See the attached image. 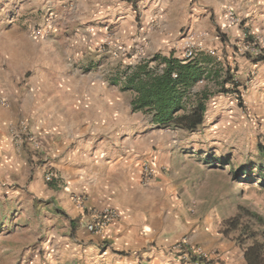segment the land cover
<instances>
[{"label":"crops","instance_id":"0c3cea01","mask_svg":"<svg viewBox=\"0 0 264 264\" xmlns=\"http://www.w3.org/2000/svg\"><path fill=\"white\" fill-rule=\"evenodd\" d=\"M75 2L60 10L59 1L0 0V99L7 101V106L0 104V194L48 200L49 217L63 226L66 264H181L183 255L174 247L182 241L193 246L203 228L212 234V224L223 220L219 211L226 201L214 197L203 171L171 169L178 156L171 149L176 141H155L156 167L142 183L145 148H138L127 131L155 126L132 110L135 92L123 89L126 77L119 84L110 79L117 74L116 62L124 69L131 65L127 57L117 56L121 42L108 39L93 54L91 37L66 36L85 31L75 22L114 18L115 0ZM193 5L187 21L199 36L222 26L226 12L233 11L242 24L224 28L225 38L243 41L247 32L264 42V0H197ZM124 9L127 19L118 32L126 46L133 31L131 8ZM64 10L77 13L52 25V14L61 19ZM178 20L172 25L180 26ZM37 21L44 37L33 35L31 26ZM154 42L148 39L150 55L162 50ZM20 121L37 137V146L12 142L11 128ZM47 166L54 174L49 183L44 181ZM72 194L84 195L91 208H114L119 217L91 233Z\"/></svg>","mask_w":264,"mask_h":264},{"label":"rangeland","instance_id":"374dc122","mask_svg":"<svg viewBox=\"0 0 264 264\" xmlns=\"http://www.w3.org/2000/svg\"><path fill=\"white\" fill-rule=\"evenodd\" d=\"M55 1L61 3L60 10L76 4L74 0ZM55 1L48 0V5H53ZM195 3L197 0H115L117 9L114 18L100 22L96 18L75 22V27L80 25L85 31L66 36L81 37L82 40L91 37L93 54L106 47L108 39L121 42L117 46V56L122 59L127 57L131 65L124 69L121 61L116 62L117 74L110 79L119 81L120 77H126L132 71L131 68L152 59L156 54L178 58L181 55L182 36L186 32L193 33L196 41H200L199 35L190 29L187 21V13ZM124 6L131 8L133 31L126 46L122 43L124 35L118 32L121 21L127 19ZM64 11L66 13L61 19L56 17V13L52 14L49 22L59 24L62 17L77 13L76 10ZM177 20L180 26L172 25ZM162 23L165 27L160 29ZM89 24L93 26L90 31L86 29ZM41 27L43 25L39 21L31 26L33 30ZM224 31L221 24H216L213 32L205 37L206 45L197 47L193 62L204 69L203 77L201 82L198 83V80L193 85L184 108L180 110V113L189 112L199 99L202 100L205 105L203 123L193 131L156 124L143 131L138 127L127 131V137L137 141L138 148H145L141 156V169L147 162L154 173L156 140L176 141L177 145L171 149L178 156L173 158L171 169L183 167L203 171L214 197L226 201L219 211L224 216L223 220L212 224V234L204 228L198 232V242L190 245L193 250L181 259V264H247L244 258L246 248L254 240L264 244V226L258 220L262 218L264 221V181L260 178L264 173L261 151L264 146V62L256 61L264 55V42L259 36L247 32H244L243 41H231L225 38ZM149 38L155 39V46L162 49L161 53L149 54ZM35 41L41 42L40 39ZM162 52H166V55ZM163 65L159 60L149 62V67L155 71H160ZM141 113L152 122L150 114ZM20 122L11 128L12 142H30L29 137L35 135ZM36 140L38 142L37 137ZM9 195L0 194V264L70 263L66 259L68 252L63 257L61 255V249H67L63 244V226L49 217L48 200H35L25 193L14 196V199ZM6 199L9 202H4ZM49 213L55 211L51 209ZM231 220L236 222V227L230 224ZM253 231L256 232L255 238L248 236ZM197 248L201 249L202 254L194 252ZM174 249L178 256L183 255L179 248Z\"/></svg>","mask_w":264,"mask_h":264},{"label":"trees","instance_id":"16d2710c","mask_svg":"<svg viewBox=\"0 0 264 264\" xmlns=\"http://www.w3.org/2000/svg\"><path fill=\"white\" fill-rule=\"evenodd\" d=\"M156 60L164 64L160 71L149 67V62ZM256 61L264 62V55L259 56ZM131 70L126 75L123 89H132L135 92L131 103L133 111L150 114L153 124L160 127L174 126L193 131L203 123L205 105L200 99L189 112L180 113L188 99L189 91L203 77L204 69L201 65L193 61L184 63L172 55L156 54L152 59L139 63ZM112 82L118 81L114 79ZM261 151L264 157V146L261 147ZM260 178L264 181V173ZM258 220L264 226L263 219ZM230 224L236 227L234 220H231ZM262 233L264 234V229ZM248 236L255 238L256 232L253 231ZM244 258L247 264H264V244L254 240L246 248Z\"/></svg>","mask_w":264,"mask_h":264},{"label":"built area","instance_id":"2783aa9c","mask_svg":"<svg viewBox=\"0 0 264 264\" xmlns=\"http://www.w3.org/2000/svg\"><path fill=\"white\" fill-rule=\"evenodd\" d=\"M242 20L241 18L236 15L233 11H227L226 12V18L224 21V24L222 25L223 28L228 27H241ZM34 37H42L44 35V31L41 28H36L33 30ZM182 48H181V55L178 57L179 60L182 62H188L193 61L196 56V49L197 47H202V42H204L205 37L204 35L199 36L200 41H196L195 35L191 32H186L184 36H182ZM164 66V65H163ZM175 76V75H173ZM201 82V80L198 81V83ZM0 104L7 106V101L0 100ZM30 142L37 146L38 142L36 140V137H29ZM153 175V168L146 162L144 163L142 169H141V181L142 183H146L149 181V179ZM54 174L52 171H47L44 174V180L46 182L53 181ZM71 201L79 207L83 214L85 215L84 219V225L86 229L91 233H97L104 229L106 226H108L112 221L116 220L119 217V214L116 209L110 208V207H104L102 209H95L87 206L85 203V197L84 195L80 194H72L70 197ZM176 248H179L183 251V258L186 255H189L192 252V248L190 244H188L185 241H182L178 243ZM194 252L197 254H202L201 249L197 248L194 249Z\"/></svg>","mask_w":264,"mask_h":264}]
</instances>
